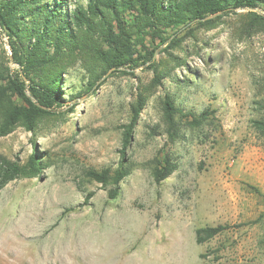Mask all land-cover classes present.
<instances>
[{"label":"rangeland","instance_id":"rangeland-1","mask_svg":"<svg viewBox=\"0 0 264 264\" xmlns=\"http://www.w3.org/2000/svg\"><path fill=\"white\" fill-rule=\"evenodd\" d=\"M87 1L69 0L68 9ZM249 11L264 15L238 9L165 51L185 27L151 62L113 67L89 92L79 57L62 74L58 114L35 131L0 134L1 155L27 163L35 152L42 163L37 176L0 191V264H264V134L253 124L264 116V28L251 26ZM12 55L0 35V70L22 69ZM153 61L171 72L160 85ZM139 93L146 104L126 149L132 172L113 199L114 185L86 171L118 167ZM167 95L181 111L178 136L166 121ZM204 111L205 123H190ZM166 153L177 168L157 182L153 160ZM217 225L228 229L197 242L198 228Z\"/></svg>","mask_w":264,"mask_h":264},{"label":"trees","instance_id":"trees-1","mask_svg":"<svg viewBox=\"0 0 264 264\" xmlns=\"http://www.w3.org/2000/svg\"><path fill=\"white\" fill-rule=\"evenodd\" d=\"M68 2L0 0V35L8 36L13 59L22 67L0 70L1 135L11 133L19 125L35 131L43 118L58 114L56 110L66 105L62 74L79 57L84 59L91 76L85 89L89 92L113 67L137 68L151 62L156 49L185 27L165 51L180 47L184 38L194 34L198 27L214 25L238 9L264 10V0H88L72 10L68 9ZM217 13L215 18L203 20ZM248 13L252 27L264 28L263 14ZM147 48L151 49L144 54ZM148 67L154 72L156 85L171 74L166 65L161 67L155 61ZM164 102L171 134L178 136L175 115L181 111L169 95ZM145 104L146 96L139 93L131 120L125 126L118 167L86 171L89 179L103 186L114 185L110 190L113 199L120 193L121 182L132 172L126 149ZM190 115L193 117L190 123L197 126L208 120L207 111ZM253 124L264 134V116ZM153 164L152 173L157 182L167 179L177 168L169 153L156 157ZM41 169V159L35 152L27 163L0 154V191L15 179L37 176ZM227 229V225L198 228L196 240L204 243Z\"/></svg>","mask_w":264,"mask_h":264},{"label":"water","instance_id":"water-1","mask_svg":"<svg viewBox=\"0 0 264 264\" xmlns=\"http://www.w3.org/2000/svg\"><path fill=\"white\" fill-rule=\"evenodd\" d=\"M263 12H264V10H263ZM216 15H218V13H217V14H213V15H209V16L205 17L203 20L210 19V18H212V17H214V16H216ZM183 29H184V28H183ZM11 61H12V63H14V64H16V65L19 66V64L16 63V62L14 61V59H13V55H12Z\"/></svg>","mask_w":264,"mask_h":264}]
</instances>
